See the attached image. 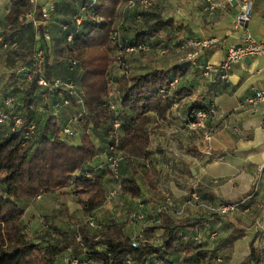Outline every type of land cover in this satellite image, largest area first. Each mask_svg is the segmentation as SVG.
Wrapping results in <instances>:
<instances>
[{
    "label": "trees",
    "instance_id": "obj_1",
    "mask_svg": "<svg viewBox=\"0 0 264 264\" xmlns=\"http://www.w3.org/2000/svg\"><path fill=\"white\" fill-rule=\"evenodd\" d=\"M123 1L97 0L82 14L83 21L80 26H75L71 19L61 24L68 25L69 29L61 33L63 49L59 53H66L64 59L67 63L69 60L77 63L73 71H69L67 64L68 77L61 79L71 81L81 94L85 109L83 114L73 99L70 108H56V104L61 105L62 100L56 96L51 100L42 98L34 82L22 81L25 89L19 100L11 93L7 94L12 98L13 105L5 108V112L10 116H21L27 121L35 119L37 129L27 143H23L17 135L0 136V264H55L61 257L65 259L69 250V255L77 258L80 263L92 258L97 262L111 264L125 261H130L131 264H149L150 260L172 264L169 262L171 254L183 252L184 263L192 258L195 264H206L207 253L212 257V251L207 252L193 240L185 242L186 236L182 233V229L192 232L202 229L207 224L205 218L171 220L166 217L160 225L146 228L145 235L135 248L131 245V238L115 225L114 232L109 228L99 236L89 234L81 223L76 224L77 232L74 235L61 232L55 227H51L43 235H29L22 222L24 211L20 206L21 202L70 187L84 212L91 213L100 207L107 196L100 175L105 174L108 177L105 166L108 145L105 147V159L101 169L95 170V167L89 166L100 151L89 134L90 130L106 128L110 133V144H115L119 152L147 159L151 144L148 128L152 120L151 114L164 119L174 99L181 97V92L176 89L167 93L169 81L179 75L178 68H174L151 69L145 73L131 74L127 79H120L122 94L119 93V103L114 104L108 98L110 89L107 78L115 50L111 32L118 18V8ZM89 2L82 0L72 16L81 7L88 6ZM8 3L4 16L6 29L2 31V36L4 40L11 41V37L19 32L18 20L31 6L27 0H9ZM40 9L41 7L35 14L36 19L40 18ZM141 15L153 17L155 14L140 12L137 19ZM136 17L137 14L132 15V18ZM170 18L155 20L148 28L135 33L130 40L127 39V44L145 42L154 47L160 45L163 33L174 31L170 30L174 24L173 18L172 23L168 22ZM69 33H73L71 42L66 41ZM52 49L46 52L45 69L48 78H56L51 73L54 66L49 63ZM35 91L37 94L34 97ZM109 102L113 104V110L109 109ZM32 104L38 105L39 109L33 112L30 109ZM210 105H195L190 109H206ZM63 111H67V115ZM40 112L47 115L41 117ZM76 115L78 118L74 128L77 131L83 130L84 134L78 135L80 141L77 145H71L60 138L59 127ZM114 122L120 123L118 132L113 129ZM117 183L122 194L129 198L136 200L141 196V187L134 176L121 179ZM225 225L230 228L227 236L230 243L243 239L246 235L245 230L230 222ZM158 229H162L161 244L155 246L152 242ZM49 237L50 240H47ZM239 264H263L258 235L249 242L248 254Z\"/></svg>",
    "mask_w": 264,
    "mask_h": 264
},
{
    "label": "crops",
    "instance_id": "obj_2",
    "mask_svg": "<svg viewBox=\"0 0 264 264\" xmlns=\"http://www.w3.org/2000/svg\"><path fill=\"white\" fill-rule=\"evenodd\" d=\"M239 1L218 0V6L212 13L207 10L205 0L174 2L175 12L179 14L175 17L176 21L174 20L173 27L170 29L174 31L163 33L169 42L193 37L215 38L219 43L213 49L204 52L193 66L178 63L177 56L173 54L159 60L158 66L153 68H178L179 83L176 90L181 92V97L174 99L164 119L151 114L152 120L148 126L151 144L148 154L153 151L157 164L148 177L153 179V182H150L154 184L149 185L147 180V187L141 189L145 190V193L142 192L141 196L134 200L140 202L146 196L152 199L168 196L177 198L185 194L187 190L194 189L200 197L199 207L181 215V218H204L195 216L194 213L200 210H212L219 203L244 201L235 218L241 221L246 235L233 243V256L238 252L237 243L244 239H247L245 251L248 254V244L257 235L261 251L264 249V126L262 125L264 119L260 112L250 109L242 110L239 107L240 102L250 95L252 90L264 89V54L251 57L249 61L244 59L236 64L228 79L222 82L214 81L213 76L211 78L204 76L202 68L207 62L216 66L222 61L228 47L241 44V35L234 29ZM251 1L253 11L247 30L252 37L264 43V3L263 0ZM117 102L119 103V94L114 104ZM210 104L215 106L216 114L205 121L203 129L185 134L179 131V127L187 119L191 106ZM206 132H210L207 139ZM105 151H99L97 159L95 158L88 165L95 167V170L101 169ZM191 169L195 172L194 175ZM100 177L106 192L118 185L105 174ZM124 178L127 177L122 179ZM64 190L58 191L59 194H63ZM114 208V213L121 214L124 211L123 208ZM100 210L101 206L91 213L99 218ZM104 210V214H108V210L106 208ZM143 210L145 211L146 207ZM176 215L173 216L169 212L161 214L160 222L163 223L166 217L171 220L179 219ZM217 223L220 224L221 221ZM120 228L124 235L132 237L127 228L121 226ZM182 231L186 236L185 242L189 239L195 240V237L190 234L192 231L185 229ZM206 233L205 235L211 234ZM161 235L162 229L155 232L154 240H158L159 245ZM189 235L192 237L189 238ZM209 238L211 235L205 237L206 241H203L208 243ZM205 250L208 251V249ZM177 256L182 259L183 252L171 254L169 262L178 264L175 261ZM166 263L165 261H149V264ZM55 264H65V259L61 257Z\"/></svg>",
    "mask_w": 264,
    "mask_h": 264
},
{
    "label": "rangeland",
    "instance_id": "obj_3",
    "mask_svg": "<svg viewBox=\"0 0 264 264\" xmlns=\"http://www.w3.org/2000/svg\"><path fill=\"white\" fill-rule=\"evenodd\" d=\"M8 1L9 0H3V4L0 9V32L6 29L4 24V16L8 10ZM81 1L82 0H41V5L44 6L46 4H54V10L50 14L48 22V26L50 27V31L52 32L51 38L53 40V49L49 54V63L51 64L50 66H54L51 71L53 76L59 79L67 78L69 74L67 70V62L64 59V57H66V53L63 52L61 55L59 53V50L63 49L60 40V27L63 22H69L73 12L80 5ZM178 1L179 0H158L157 3L151 8V10H149V12L152 14L156 13L155 15H153V17H144V15H141L139 19L136 18L134 20L132 18V15H129V13H123L124 7L123 4H121L118 8V18L115 21L114 28L115 26L120 27V22H123L121 29L126 39L130 40L131 38H133L135 33L144 30V28H148V26L157 19L171 17L176 21L175 17H177L179 14H177V11L175 12L174 2L180 3ZM179 5L181 6V4ZM176 9L178 10V7ZM17 28L19 32L11 37V41L16 43L17 49L13 52L7 53H2L0 51V76L5 81V85L0 91V101L8 96V93H11L13 97H16V100H19L20 95L25 89V84L22 82V80L16 79L14 76H11V71L12 69L14 70L16 68H19L26 63V59L29 57V49L31 48L32 44L34 27L32 24L27 22L26 19L21 20L20 17V19L18 20ZM161 59H165V57L159 58L154 54H148L145 56L144 54H136L132 56L130 60L129 65L131 66V74L145 73L153 69L154 67H157V63ZM115 75H118L117 71H115ZM119 85L120 79L115 76L110 88V98L112 102H115L116 99H118L119 93L122 94V90L120 89ZM41 106H43L42 103ZM45 107L48 108V106ZM63 112L64 115H67V111ZM40 114L41 117H45L47 115V113L45 115V113L41 112ZM89 134L91 135L100 151L105 150V147L110 144V133L107 132L106 128H92ZM79 141L80 136L77 135L70 139L68 143H70L71 145H77ZM128 156L132 157V161L124 160L120 164L119 176L121 177V179L123 177L129 178L135 176L141 189H145L147 187V180L149 185L154 184L151 183L153 182V179H149L148 177L150 172H152L153 167L155 168L157 164L156 159L153 156V151L148 154L147 159L136 155ZM108 178H111L109 174ZM119 186L120 185H116L113 188L114 190H118L116 196L112 199L105 200L101 204L99 218L95 217V215L92 213H86L82 210L81 205H79L78 203V198L74 196L72 188L70 187L64 190L63 194H59V192L56 191L54 192L55 194H52L46 198H43L42 196L39 200L34 199L33 201H26L24 203L21 202L20 206L24 211L22 215V222L24 223V225H26V230L29 235H33L35 233H38V235H43L45 231L48 232L49 230H51V227H55L61 232L74 235L77 232L76 224L81 223L86 227L89 234L99 236L102 234L101 232H104L109 228L114 232L115 225L119 228L120 226L127 228L129 234H132L131 240H134L138 237L143 238L146 228L160 225L161 214H168L169 212L171 215L175 216L176 214L174 213H178L177 208L173 210L172 208L167 207V199L171 200L172 204L176 206L184 205L182 214L176 215L179 218H181V215H185L186 212L197 209L186 204L189 198L188 192H190L191 189L187 190L185 194L179 195L177 198L168 196L167 198L157 197L155 199H152L151 197L146 196V198L144 197V199H142L140 202H135L134 199H131L127 195L122 194L120 188H118ZM108 191L109 190H107V192ZM142 192L145 193V190H142ZM114 207L123 208L124 211L121 214L114 213ZM144 207H146L145 211L143 210ZM105 208L106 210H108V214L106 215L104 214ZM238 212H240V210L221 215L211 209H207L205 211L200 210L194 213L195 216L197 215L199 217H204L205 219H207V224H205L202 229L190 233L195 237V240L189 239L200 244L203 248L208 249V251L206 250L207 252L212 251L211 258L210 254L207 253L206 264H239L246 256L247 251L245 250L247 247V239H244L243 241H239L237 243L238 252L234 253V256L232 254L233 243H230L227 240L230 228H228L225 223L229 220H232V222L230 223L234 224L237 228L245 230L243 228V225L241 224V221L235 218ZM90 215H92L95 221L99 223L100 228L94 229L88 226L87 218ZM222 218L226 222L223 221ZM217 221H221V223L218 224ZM158 230H156V232H158ZM206 232H210L211 234L205 235L207 234ZM210 235L211 238L208 239L209 242H205L206 240L204 238L209 237ZM192 236L189 235L188 237L190 238ZM47 240H50V237ZM153 244L158 246V240H154ZM67 253L69 255L71 251L69 250L67 251ZM262 255L264 264V249L262 250ZM175 261L178 264H195L193 263L192 258L184 263L183 259H181L180 256H177Z\"/></svg>",
    "mask_w": 264,
    "mask_h": 264
},
{
    "label": "built area",
    "instance_id": "obj_4",
    "mask_svg": "<svg viewBox=\"0 0 264 264\" xmlns=\"http://www.w3.org/2000/svg\"><path fill=\"white\" fill-rule=\"evenodd\" d=\"M88 6H83L79 9V12L71 17V22L75 26H80L83 21L82 14L86 9L92 6L97 0H89ZM158 0H124L123 13H129V15L138 14L140 12H146L150 10ZM31 9L26 11L22 16L21 20L26 19L27 22L33 25L34 34L32 39V44L30 48L29 57L27 58V63L23 66L12 69L11 76L17 79L25 81L27 83L34 82L37 91L40 92V96L44 99L51 100L52 98L59 97L62 103L56 104V108H70L72 105V99L77 106L80 107V111L83 114L85 112L81 94L76 90L75 85L71 81L62 80L59 78H48L47 70L45 69L46 52L52 49V38L50 33V27L48 26L50 14L54 10V4L41 5L40 0H27ZM264 3V0H263ZM3 4V0H0V8ZM207 10L212 13L218 6V0H205ZM40 9V18L36 19L35 14ZM253 11V2L251 0H240L238 2V11L234 19V29L237 33L241 35V44L237 46H230L226 49L224 57L220 63L213 66L210 63H205L203 66L204 76L214 80L225 81L228 79L232 68L242 62L246 58H251L264 54V43L256 40L252 37L247 26L251 20ZM123 22H120V27L115 26L111 32V40L115 46L113 52V64L110 69V73L107 78V83L109 89L114 81V77L119 79H127L131 75L130 60L134 55L144 54H154L159 58H164L175 54L177 56L178 63L190 64L191 66L196 64L197 59L206 51H209L218 45V40L215 38L211 39H200L193 37H186L183 39H178L176 41L169 42L166 37L161 38L160 45L154 47L150 43H139L135 42L132 44H127V39L121 29ZM69 29L68 25L63 24L60 28L61 33ZM73 38V33H69L66 36V41L71 42ZM17 49L16 43L13 41H6L3 39L2 32H0V51L2 53L13 52ZM69 71H73L77 63L74 60L68 61ZM115 71L118 75H115ZM52 73V72H51ZM179 83L178 78H173L169 81V90L167 93L175 90ZM5 85L4 79L0 76V89ZM36 91L34 97L36 96ZM109 94V99L111 101ZM13 105V100L10 96L5 97L2 104H0V136L1 135H17L23 143L29 142L33 136L36 134V120L31 119L27 121L21 116H10L5 112V108H9ZM109 109L113 110L114 106L109 102ZM240 109H250L254 112H260L262 118L264 119V89L252 90V93L246 96L242 102L239 104ZM30 109L35 112L39 109L38 105L32 104ZM216 108L211 104L206 109L192 108L189 110L187 119L179 127L181 133H192L198 129H203L205 121L215 116ZM78 115L74 116L67 123L62 124L59 127L60 138L64 141H69L76 135H83V130H76L74 124L76 123ZM262 125L264 126V120H262ZM120 128L119 122H114L113 129L118 132ZM210 136V132L205 133L206 139ZM127 156V157H126ZM124 160L132 161V157L124 155L119 152L115 144H110L107 147L106 155V169L108 174L119 182L121 177L119 176L120 164ZM120 188V186L118 187ZM118 190H109L107 192L106 200L112 199L116 196ZM187 205L191 207H199L200 197L196 190L191 189L188 192ZM41 196H37L36 199L39 200ZM166 204L168 208L176 209L179 214H182L183 206H176L172 204V201L167 199ZM244 201L233 202V203H219L215 206L213 211L218 214L225 215L232 212L239 211L243 206ZM141 217V216H139ZM87 224L91 228H100L99 224L95 221L92 215L88 216ZM141 237L131 240L132 247H137L139 245ZM79 240V238H77ZM66 264H111V262H97L94 259H89L88 261L80 263V261L73 256H66ZM120 264H131L130 261H125Z\"/></svg>",
    "mask_w": 264,
    "mask_h": 264
},
{
    "label": "water",
    "instance_id": "obj_5",
    "mask_svg": "<svg viewBox=\"0 0 264 264\" xmlns=\"http://www.w3.org/2000/svg\"><path fill=\"white\" fill-rule=\"evenodd\" d=\"M168 22L169 23H172L173 22V19L172 18L168 19ZM245 60L249 61V58H246ZM191 173H192V175L195 174V172L192 169H191Z\"/></svg>",
    "mask_w": 264,
    "mask_h": 264
}]
</instances>
